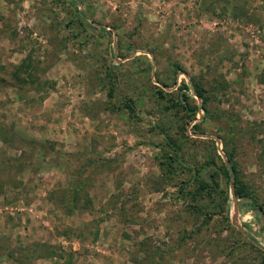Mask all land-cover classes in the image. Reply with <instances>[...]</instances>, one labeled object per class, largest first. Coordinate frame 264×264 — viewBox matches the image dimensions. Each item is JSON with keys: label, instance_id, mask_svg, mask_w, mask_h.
I'll list each match as a JSON object with an SVG mask.
<instances>
[{"label": "rangeland", "instance_id": "obj_1", "mask_svg": "<svg viewBox=\"0 0 264 264\" xmlns=\"http://www.w3.org/2000/svg\"><path fill=\"white\" fill-rule=\"evenodd\" d=\"M1 77L0 264H264V0H0ZM164 135L231 155L227 221L182 165L156 181Z\"/></svg>", "mask_w": 264, "mask_h": 264}, {"label": "trees", "instance_id": "obj_2", "mask_svg": "<svg viewBox=\"0 0 264 264\" xmlns=\"http://www.w3.org/2000/svg\"><path fill=\"white\" fill-rule=\"evenodd\" d=\"M71 2L73 4H76L77 0H71ZM78 12L83 17L88 19L87 14H85L83 10H79ZM90 23H92L91 20H90ZM29 68H30V62L27 61L25 58L22 59L20 64L13 67L12 72H10V78L13 80L14 85L24 84L26 81L28 82V80L29 82H33L30 79L31 75L29 73L26 74L24 77H22L20 74V72L21 73L24 71L27 72V69ZM176 68L178 69V67ZM0 80L5 81L4 78L2 77L0 78ZM189 86L192 88L194 94L197 97H199L201 100V104L199 107L203 111V115H201V120H202L203 118H205V115H207V108L205 106L207 97L205 95L204 87L198 81H195L193 78H191L189 85L185 84L183 80L181 81V84L177 89V104L180 105V108L183 111H185L186 114L190 115V117L195 116V113L198 107L189 105L188 103L189 96L186 93V90H188ZM126 107H129V106L126 105ZM44 147L45 146L43 143H40L37 145V149L40 152L44 149ZM156 147H158L157 165L159 169V174H158V178L156 181L160 182L161 184H165V185L167 184V185L173 186V183H172L173 178L177 173V169L180 168V165H182V167H184L190 173L189 175L190 179L188 180V182L192 181L197 186V190L186 191L189 197L194 199L195 196H199L200 191L204 189L208 190V193H207L208 195L214 193L218 197L217 199H215V202L213 205L218 210V213L216 214H219L224 221H227L228 220V194H227V191H223L222 189H220L218 180L220 178H224V180L227 182L228 178L230 177V174L232 173V175H234V181H233L234 186L233 187H234L235 197L236 198L245 197L244 187L239 182L237 177L235 176V171L231 163L232 162L231 155L229 153H224L226 155L228 165L224 164L223 162L221 163V165H217L216 163H214L213 160L210 159L208 163L206 164L208 168L207 170L204 168V166H201L198 169H193L186 165L182 157L181 145L175 142L173 138L164 135L163 142L158 143ZM182 182L183 181H181V183ZM68 191H69L68 193L72 194L71 201L74 202L76 200L74 198L78 193V188H74ZM177 191H178V194H180V185ZM66 209L67 211H70L71 206L67 205ZM257 210H259V208H257ZM51 254H52V251L51 252L49 251V255ZM25 256L27 257L28 254H26ZM38 256H43V255L39 254ZM8 257L14 261V264H29L28 259L23 258L18 252H16L15 255L12 253H9Z\"/></svg>", "mask_w": 264, "mask_h": 264}, {"label": "water", "instance_id": "obj_3", "mask_svg": "<svg viewBox=\"0 0 264 264\" xmlns=\"http://www.w3.org/2000/svg\"><path fill=\"white\" fill-rule=\"evenodd\" d=\"M224 163L227 165V161L224 160ZM230 181H232V178H230ZM231 187H232V183H230Z\"/></svg>", "mask_w": 264, "mask_h": 264}]
</instances>
